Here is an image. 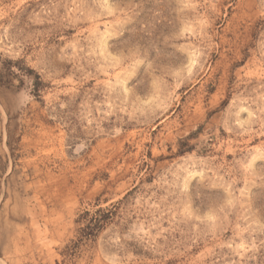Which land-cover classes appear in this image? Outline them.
<instances>
[{
	"label": "rangeland",
	"instance_id": "374dc122",
	"mask_svg": "<svg viewBox=\"0 0 264 264\" xmlns=\"http://www.w3.org/2000/svg\"><path fill=\"white\" fill-rule=\"evenodd\" d=\"M0 264H264V0H0Z\"/></svg>",
	"mask_w": 264,
	"mask_h": 264
},
{
	"label": "trees",
	"instance_id": "16d2710c",
	"mask_svg": "<svg viewBox=\"0 0 264 264\" xmlns=\"http://www.w3.org/2000/svg\"><path fill=\"white\" fill-rule=\"evenodd\" d=\"M100 212L101 210L95 212L94 214L87 212L84 218H81L82 221H78L82 222V224H85L84 237H86L88 240H95L108 225V219H106V217H100Z\"/></svg>",
	"mask_w": 264,
	"mask_h": 264
}]
</instances>
